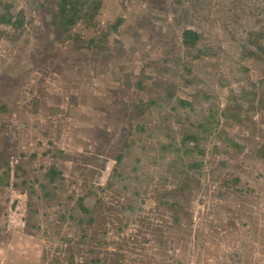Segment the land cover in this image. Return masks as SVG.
Segmentation results:
<instances>
[{
    "label": "rangeland",
    "instance_id": "rangeland-1",
    "mask_svg": "<svg viewBox=\"0 0 264 264\" xmlns=\"http://www.w3.org/2000/svg\"><path fill=\"white\" fill-rule=\"evenodd\" d=\"M56 2L0 0V264H264V0Z\"/></svg>",
    "mask_w": 264,
    "mask_h": 264
},
{
    "label": "trees",
    "instance_id": "trees-1",
    "mask_svg": "<svg viewBox=\"0 0 264 264\" xmlns=\"http://www.w3.org/2000/svg\"><path fill=\"white\" fill-rule=\"evenodd\" d=\"M90 3L91 0H57L56 8L52 15L53 24L58 30L67 32L83 18H93L99 2L95 5H90ZM87 8H92L94 12ZM200 40L201 36L197 31L186 29L183 33V43L185 45L193 46L199 43ZM58 173L54 168H50L52 176H56ZM83 210L87 211L84 207Z\"/></svg>",
    "mask_w": 264,
    "mask_h": 264
}]
</instances>
